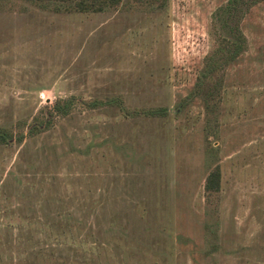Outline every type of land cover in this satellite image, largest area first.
Listing matches in <instances>:
<instances>
[{
	"label": "rangeland",
	"instance_id": "374dc122",
	"mask_svg": "<svg viewBox=\"0 0 264 264\" xmlns=\"http://www.w3.org/2000/svg\"><path fill=\"white\" fill-rule=\"evenodd\" d=\"M0 127V264H264V0H0Z\"/></svg>",
	"mask_w": 264,
	"mask_h": 264
},
{
	"label": "trees",
	"instance_id": "16d2710c",
	"mask_svg": "<svg viewBox=\"0 0 264 264\" xmlns=\"http://www.w3.org/2000/svg\"><path fill=\"white\" fill-rule=\"evenodd\" d=\"M45 3H53L56 7L60 6H67L72 7L79 11H86V10H101L105 6H112L118 4L121 0H40ZM152 2L156 1L161 5H164L166 0H150ZM244 43V36L241 31L237 30L235 37L231 39L223 38L221 40L222 47L219 50L226 51V58L232 59L234 58L243 48ZM215 52H213L209 59H207V63L205 65V69L201 71L198 80L196 81L195 88L193 92L196 91L198 87L202 84L203 75L207 72L213 70L216 66V62L214 60ZM199 89V88H198ZM70 98H65L62 103L60 100H55L52 108L57 113H64L67 111L70 105ZM36 124H32L29 127V131L34 130L36 128ZM22 134H19L16 139H21ZM13 138V134L6 129L0 127V143H9ZM219 179H220V171L218 167L212 169L208 175L206 176L204 187L207 190H214L219 186Z\"/></svg>",
	"mask_w": 264,
	"mask_h": 264
}]
</instances>
